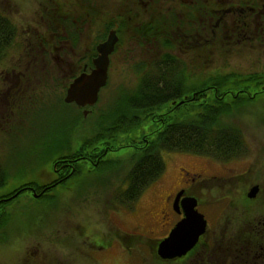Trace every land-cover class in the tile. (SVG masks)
Instances as JSON below:
<instances>
[{
  "label": "rangeland",
  "instance_id": "374dc122",
  "mask_svg": "<svg viewBox=\"0 0 264 264\" xmlns=\"http://www.w3.org/2000/svg\"><path fill=\"white\" fill-rule=\"evenodd\" d=\"M61 1L1 0L0 7L7 4L5 10L14 15L18 23L26 25L32 24L33 19L38 18L41 5H51L55 2L61 4ZM83 2L84 0L81 1L82 4ZM70 4L68 3V6ZM68 13L74 14L72 11ZM100 13L102 19L108 16L109 9L101 8ZM76 19L78 27L72 23L69 25L80 30L78 44H74L73 48L67 40L56 44L59 50L65 47L66 52L73 50L82 55L78 60H72V63L79 64V68L76 67L74 72L67 71L70 68L68 53V64L64 63L65 60L55 59V55L49 58L48 64L44 63L43 54L46 51L43 47L46 46L48 50L47 43L36 44L34 60L25 56L18 60L17 50H20L18 47L23 36H17L11 50L0 56V164L8 176L7 184L0 188V197L5 193L9 195H4L5 203L0 202V214L4 213L6 217L0 222V264H152L154 251L151 249L156 248L157 243L154 237L162 234L150 230L154 226L153 218L158 217L164 195L174 191L186 179L181 173L182 168L202 180L188 191L200 200L199 210L209 219L210 230L216 232L215 238L223 240L220 242L219 252L231 253L238 230L243 228V218L246 216L240 214L242 209L239 202L243 197H249L247 192L255 184L259 186L256 196L264 197V107L259 112L252 108L241 115V125L249 146L247 155L238 160L220 162L200 155L165 152L163 158L166 169L163 175L146 188L132 209H118L113 204H106L108 198H111L113 187L118 185L122 175L110 178L106 187L108 182H101L107 174L94 172L90 164L83 161L80 164H83L86 175L78 183L73 181L64 186L62 183L49 192L44 190L48 192L49 198H39L40 193L36 191L34 192L38 197L32 196V185H37L34 182L47 183L56 179L55 175L59 174L57 168H52V165H41L44 156L34 158V139L41 134L49 137L54 133L67 132L68 129L58 131L57 127L60 125V119L64 117L63 121H66L67 113L75 110L74 106L68 107L70 103L64 101L68 82L72 75H76L88 64V54L93 52L94 47L96 51L98 35H106L109 29L104 31L105 24L101 22L97 33L98 22L95 24L92 20L93 24L89 26V17L86 16L82 21L79 17ZM129 44H125V48H128ZM130 46L132 52L133 47ZM219 47L213 46L210 54L201 51L194 58L183 57L181 61L188 64L191 62V67L186 64L184 70L191 73V69L203 67L205 69L199 71H204L207 76L232 71L264 73V45L254 44L244 49L229 50ZM13 52L16 54L13 55ZM91 63L93 66V61ZM145 63L142 59H124L121 53L113 57L107 83L100 91L96 104L91 106L92 113L84 116L86 121H89L88 125L94 122L95 114L91 116L93 113H102L100 125L111 120L117 105L121 108L119 103L124 99L123 95L137 91L142 74L151 71H145L150 67ZM195 74L196 71L193 72V75ZM66 75L68 79L63 80ZM16 93L17 97L20 96L17 101H21L18 107H14L20 114L17 122L11 118L10 110L13 104L10 97ZM31 95H34L33 98ZM24 103L29 105L25 106ZM33 114L41 119L35 120V116L33 119ZM51 140L52 137L48 139L45 147ZM125 150L123 160L126 162L130 150ZM29 181L33 184H28ZM20 184H28L25 185V191L10 194L9 191ZM92 184L95 186L93 190L90 189ZM99 184L103 187L98 186ZM226 196L232 197L238 205L223 210L222 198ZM249 200L253 202V199ZM257 211V208L251 209V213ZM124 232L128 235L121 237ZM106 235H111L112 238L114 235L118 242H122V246H110L109 250L105 251L90 247L91 244L98 245L102 241L106 243Z\"/></svg>",
  "mask_w": 264,
  "mask_h": 264
},
{
  "label": "trees",
  "instance_id": "16d2710c",
  "mask_svg": "<svg viewBox=\"0 0 264 264\" xmlns=\"http://www.w3.org/2000/svg\"><path fill=\"white\" fill-rule=\"evenodd\" d=\"M14 31L15 26L9 18L0 14V56L12 48ZM161 62L142 74L137 91L123 95L119 103L121 108L117 105L109 122L100 125L102 113H93L94 122L88 125L82 109L71 103L67 106H74L75 110L67 113L66 121L64 117L58 121V131L68 129L65 134L53 132L49 137L41 134L34 139V158L44 156L41 165H52L60 175L56 174V179L47 183L34 182L37 185H32V196L36 191L40 193L39 198H49L50 189L62 183V186L73 181L78 183L86 175L80 164L83 161L88 162L94 172L107 174L101 182H108L106 187L110 178L122 175L106 204L132 209L146 188L163 175L165 152L200 155L220 162L238 160L249 153L241 115L252 108L259 112L264 107V73L232 71L207 76L199 71L205 69L203 67L191 69L190 73L184 70L188 63L183 61L173 63L169 57H164L162 65ZM88 63L92 64L90 58ZM19 97L16 94L10 98L16 101ZM32 116L35 120L41 119L38 115ZM50 137L52 140L45 147ZM123 150L131 151H127L126 162ZM7 182V173L0 164V188ZM22 184L13 187L10 194L23 192L27 188L25 185L33 183ZM90 186L95 189L94 184ZM46 189L48 192H44ZM4 195L0 197L1 204L5 203ZM4 218V213L0 214V222Z\"/></svg>",
  "mask_w": 264,
  "mask_h": 264
},
{
  "label": "flooded vegetation",
  "instance_id": "af4514ba",
  "mask_svg": "<svg viewBox=\"0 0 264 264\" xmlns=\"http://www.w3.org/2000/svg\"><path fill=\"white\" fill-rule=\"evenodd\" d=\"M81 1L62 0L61 4L55 2L51 5H41L42 9L39 10L38 18L33 19L32 24H24L25 26L21 22L18 23L14 15L5 10L8 7L7 4L0 7L2 17L9 18L15 26L11 37L12 47L17 36H23L22 40H19L21 45L18 47L20 50H17L19 55L16 58L20 60L22 56H25L34 60L36 44L47 43L48 50L46 46L43 47L46 51L43 54L44 63L48 64L49 58L55 55V59L65 60L64 63L68 64L69 54L68 66L70 68L67 71L68 73L74 72L76 67L79 68V64L78 62L77 64L72 63V60L73 58L78 60L82 55L73 50L66 52L65 47L59 50L56 44L64 40L71 42L70 47L72 48L74 44H78L80 30L75 28L76 18L79 17L82 21L86 16L90 18L89 26L93 24L92 20L95 24L98 22L96 32L101 22L105 24L104 31L109 28L107 34L112 29L116 31L118 41L110 55L109 68L113 57L118 53L124 55V59L128 58L132 61L142 59L148 67L150 66L145 70L148 71L155 63L162 61L160 64L162 65L164 57H169V60L176 63L174 61H181L183 57L194 58L201 51L210 54L213 46L229 50L244 49L254 44L264 45V0H84L83 4ZM68 3L71 4L68 6ZM101 8L109 9L108 16L102 19ZM70 11L74 14L68 13ZM70 23L75 25L74 28L69 25ZM106 36L101 40L102 35H98L97 44L104 41ZM125 44L126 46L129 44V47L125 48ZM130 45L133 47L132 52ZM200 48L203 49L197 51ZM95 56H97V51L88 54L87 59L90 58L93 61ZM188 66L191 67V62ZM91 67L89 63L85 64L81 71L72 75L67 88L77 75L90 70ZM67 76H63V80L68 79ZM14 107H18L17 100L13 101L10 109L11 118L17 122L20 114ZM181 173L186 179L174 191L164 195L157 213L158 217L153 218L154 226L150 230L162 234L154 237L157 243L156 248L151 249L154 251L152 264H264V197L257 196L253 198L245 196L247 198L243 197V200L239 202L242 209L240 214L246 216L243 218V228L238 230L231 253L219 252L220 242L223 240L215 238L216 232L210 230V221L199 210L201 202L197 199V209L207 220L205 232L199 236L196 244L182 256L162 258L158 254L159 243L185 217L182 200L186 196H193L188 189L202 182L201 179L196 178V175L184 168L181 169ZM181 190L184 191L182 196L176 199ZM222 199L223 210L238 205L234 203L232 197L226 196ZM249 199H253V202ZM255 208L258 211L251 213V209ZM122 234L121 237L128 235L125 232ZM105 241L106 243L102 241L98 245L91 244L90 247L97 251H105L109 250L110 246H122V242H118L114 235L113 238L111 235H106Z\"/></svg>",
  "mask_w": 264,
  "mask_h": 264
},
{
  "label": "water",
  "instance_id": "95a60500",
  "mask_svg": "<svg viewBox=\"0 0 264 264\" xmlns=\"http://www.w3.org/2000/svg\"><path fill=\"white\" fill-rule=\"evenodd\" d=\"M118 41L115 30H110L107 38L96 46L97 56L93 59V66L77 75L69 84L64 101L75 103L82 108L83 116L91 112V106L95 105L101 89L108 79L110 55ZM259 186L255 184L248 191V196L257 195ZM183 190L178 192L176 199L182 196ZM34 197L38 194L34 193ZM185 217L180 220L169 235L158 245L157 252L162 258H173L186 254L197 242L199 236L206 230L207 220L197 209V198L186 196L182 200ZM180 225L178 228L177 226Z\"/></svg>",
  "mask_w": 264,
  "mask_h": 264
},
{
  "label": "snow or ice",
  "instance_id": "6c2138e0",
  "mask_svg": "<svg viewBox=\"0 0 264 264\" xmlns=\"http://www.w3.org/2000/svg\"><path fill=\"white\" fill-rule=\"evenodd\" d=\"M178 228L180 227V225L177 226Z\"/></svg>",
  "mask_w": 264,
  "mask_h": 264
}]
</instances>
